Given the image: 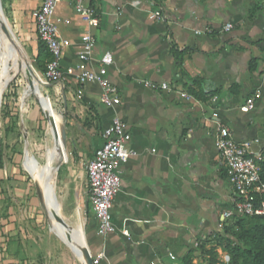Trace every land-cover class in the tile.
Masks as SVG:
<instances>
[{
    "label": "crops",
    "instance_id": "0c3cea01",
    "mask_svg": "<svg viewBox=\"0 0 264 264\" xmlns=\"http://www.w3.org/2000/svg\"><path fill=\"white\" fill-rule=\"evenodd\" d=\"M41 3L5 0L19 31H27L33 61L38 36L32 13ZM88 4L99 22L90 29L96 43L87 66L96 70L101 55L111 52L107 77L117 86L120 103L105 107L97 84H79L69 75L44 86L48 105L60 111L65 128L62 157L68 174L75 175L74 204L87 218L84 244L94 255L103 252L98 264H182L188 253L192 264H209L205 252L222 231L220 224L230 222L224 212L233 209L234 197L215 145L218 124L229 128L234 141H250L253 155H264V0ZM153 10L163 17L149 18ZM53 18L60 37L68 40L61 58L65 70L78 63L81 35L88 27L69 0L58 3ZM226 24L232 25L228 31ZM145 81L169 87H150ZM181 91L192 98L184 99ZM249 99L254 107L242 111ZM113 115L126 123L128 147L136 154L121 166L111 207L115 231L102 236L86 165ZM80 225L76 238L67 233L73 242L82 236ZM216 251V264H221L223 251Z\"/></svg>",
    "mask_w": 264,
    "mask_h": 264
},
{
    "label": "rangeland",
    "instance_id": "374dc122",
    "mask_svg": "<svg viewBox=\"0 0 264 264\" xmlns=\"http://www.w3.org/2000/svg\"><path fill=\"white\" fill-rule=\"evenodd\" d=\"M2 16L9 28L0 26V38L15 47L20 69L11 71L9 82L0 89V264H85L72 252L73 240L51 222L43 194L51 178V196L61 219L72 230L83 222L84 239L87 218L74 204L75 175L73 171L68 174L70 169L60 152L52 162L47 159L48 152L59 142L56 129L63 125L62 119L54 123L47 117L39 97L30 89L28 64L35 76L39 73L33 61V47L27 31L17 28L5 0H0L1 23ZM3 58L6 59V49L0 40V62ZM25 91L28 95L23 97ZM38 91L40 98L47 101L44 85L39 83ZM52 110L60 114L53 105ZM26 163L45 169V181L36 182ZM225 256L222 252L221 264L227 263Z\"/></svg>",
    "mask_w": 264,
    "mask_h": 264
},
{
    "label": "built area",
    "instance_id": "2783aa9c",
    "mask_svg": "<svg viewBox=\"0 0 264 264\" xmlns=\"http://www.w3.org/2000/svg\"><path fill=\"white\" fill-rule=\"evenodd\" d=\"M61 0H42L38 9L32 13L37 36L44 43L50 53V59L43 73H35L39 83L46 86L52 82H58L65 75L73 76L79 84L95 83L100 87V102L108 108H114L120 103V94L117 86L112 84L107 77V68L113 62L111 52H104L98 59L96 70L89 69L87 62L91 57L96 40L90 29L96 27L99 18L95 10L88 4L89 0H69L76 13L85 22L88 29L81 35V50L79 61L76 65L65 70L61 68V58L68 40L60 37L54 13ZM139 1L133 5L138 6ZM160 10L149 12V18L161 19ZM232 28L231 24L223 27L224 31ZM196 33H201L196 31ZM150 87H159L167 90L168 84L162 82L155 84L151 81L144 82ZM180 95L190 100L192 96L181 91ZM215 97L213 98V100ZM254 107V100L249 99L242 111H249ZM102 145L95 150L86 165L89 198L97 220V231L99 235H107L115 231L112 222L111 207L113 200L120 189L121 166L136 154V151L128 147L130 134L126 123L118 116L113 115L109 125L102 131ZM216 148L222 157L227 178L234 190L233 209L224 212L225 218L233 215L251 217H264V181L261 178V167L259 161L261 156L251 153V142L234 141L228 127L218 124L215 136ZM223 225L220 224V227ZM128 235L127 230H122ZM103 252L92 254L90 257L93 264H98L103 258ZM226 261L229 256L226 254Z\"/></svg>",
    "mask_w": 264,
    "mask_h": 264
},
{
    "label": "trees",
    "instance_id": "16d2710c",
    "mask_svg": "<svg viewBox=\"0 0 264 264\" xmlns=\"http://www.w3.org/2000/svg\"><path fill=\"white\" fill-rule=\"evenodd\" d=\"M0 26L2 23L0 21ZM5 31V30H4ZM50 53L42 41L37 39V55L34 58L35 68L43 73ZM254 62H252L253 66ZM15 97L16 92H12ZM261 178L264 181V155L259 161ZM230 222L222 226V231L210 240L212 247L206 250L209 264H216L218 253L216 248H221L229 259L226 264H264V217H243L233 215ZM182 264H192V253L182 258Z\"/></svg>",
    "mask_w": 264,
    "mask_h": 264
},
{
    "label": "bare ground",
    "instance_id": "6f19581e",
    "mask_svg": "<svg viewBox=\"0 0 264 264\" xmlns=\"http://www.w3.org/2000/svg\"><path fill=\"white\" fill-rule=\"evenodd\" d=\"M0 40H1L4 48L6 49V59L3 58L4 60L0 62V89H1L2 87H5L7 85V83L9 82V80L11 78V75H10L11 71L16 72L20 69V63H19L18 58H17L15 47L12 46L11 44H9V42H7L6 40H4L2 38H0ZM10 62L12 64H10ZM24 68H26V67L24 66ZM30 89L34 90L33 87H31ZM28 91H25L23 93V97L28 95ZM34 92H35V90H34ZM35 94L39 97L38 100L41 103V106H43L44 111L46 113L50 114L49 117L54 121V123H59L60 119H61V115L57 114L54 110H52V108H51V110H49L44 105V103L42 101H40L39 91L35 92ZM60 128L61 127L58 126V129H56V132H58V136H59V142L56 141L55 146L48 152V155H47V159H48L49 163L52 162L53 160H55V158L59 155V152H60L61 157H62L64 149H65L62 145ZM25 166L27 167L28 172L31 174L32 178H34L36 182L41 183V182L45 181V172H46L45 169H37L36 166L34 165V163L33 164L26 163ZM50 179L47 180L46 185H45V189L43 192V194L45 195V205H46V209H47V212L49 214L50 220L55 226L60 227L61 230L63 232H65L66 234L71 233L73 235V236L70 235L71 238H73V237L76 238L79 231H80L81 225L79 226L78 229H76L75 232H73V230H71V229H69V227L65 226L66 224L62 220H60L61 217H60L59 211H57L54 208L52 201L50 199L52 197L51 193H50V186H49L50 185ZM37 192H39V191H37ZM81 231L83 233V230H81ZM78 241H80L81 244L85 246L81 234L78 237ZM73 244H74V242H73ZM73 244L71 246L72 252L76 255V257H78L82 261L81 256H78L76 254Z\"/></svg>",
    "mask_w": 264,
    "mask_h": 264
},
{
    "label": "water",
    "instance_id": "95a60500",
    "mask_svg": "<svg viewBox=\"0 0 264 264\" xmlns=\"http://www.w3.org/2000/svg\"><path fill=\"white\" fill-rule=\"evenodd\" d=\"M2 27H3V29H5L4 27L9 28L7 20H6V18L4 16H2ZM28 66L30 68L29 73H30V77H31L30 85L34 88L35 92H38L39 79L34 75V71H33L32 66H30L29 64H28ZM40 101H42L44 103V105L49 110H51V107L48 105L47 101L43 97L40 98ZM49 115L50 114L46 113L47 117H49ZM60 132H61L62 145H63V147H65V144H66V132H65V128L63 126H61V128H60ZM50 193H51V187H50ZM50 199L52 201V204H53L54 208L58 211V207H57V205H56V203L54 201V198L51 197ZM60 220H62V219L60 218ZM73 246H74L76 254L78 256H81L82 261L85 264H93V261H92V259L90 257V250H88L87 246L82 245L81 242L77 241V240L74 242Z\"/></svg>",
    "mask_w": 264,
    "mask_h": 264
}]
</instances>
